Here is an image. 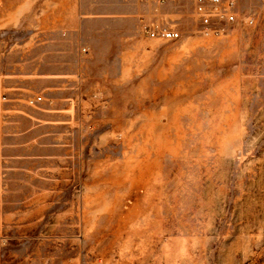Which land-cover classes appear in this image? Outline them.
Instances as JSON below:
<instances>
[{"label": "rangeland", "instance_id": "1", "mask_svg": "<svg viewBox=\"0 0 264 264\" xmlns=\"http://www.w3.org/2000/svg\"><path fill=\"white\" fill-rule=\"evenodd\" d=\"M67 1L0 0V40ZM89 1L73 155L41 186L0 164V264H264V0H237L218 36L195 0L107 16L93 8L115 0Z\"/></svg>", "mask_w": 264, "mask_h": 264}, {"label": "crops", "instance_id": "2", "mask_svg": "<svg viewBox=\"0 0 264 264\" xmlns=\"http://www.w3.org/2000/svg\"><path fill=\"white\" fill-rule=\"evenodd\" d=\"M152 5L151 0H115L98 2L93 9L98 16H107L132 14ZM78 8L77 0H68L65 18L42 21L15 40H0V119L6 126L0 137L11 140L1 142L0 164L23 177L20 186H41L42 175L53 169L50 162L73 155L78 109L88 104L84 97L88 58L82 45L90 1L81 0V18ZM201 27L198 20L200 34L221 35L204 34ZM37 96L41 99L30 103Z\"/></svg>", "mask_w": 264, "mask_h": 264}, {"label": "built area", "instance_id": "3", "mask_svg": "<svg viewBox=\"0 0 264 264\" xmlns=\"http://www.w3.org/2000/svg\"><path fill=\"white\" fill-rule=\"evenodd\" d=\"M195 3V13L202 26L200 31L204 34L226 33L237 20V0H195ZM245 21L252 23L254 20L252 17H247ZM147 32L150 37L159 36L165 39H177L181 36V32L172 26L148 27ZM82 52H88V47L83 46ZM39 99L41 97L37 96L31 98L30 102L34 103Z\"/></svg>", "mask_w": 264, "mask_h": 264}]
</instances>
